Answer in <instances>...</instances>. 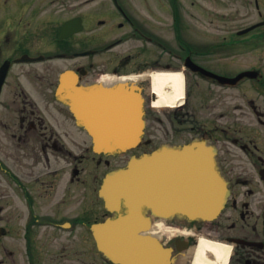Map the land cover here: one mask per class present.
<instances>
[{
	"label": "flooded vegetation",
	"instance_id": "1",
	"mask_svg": "<svg viewBox=\"0 0 264 264\" xmlns=\"http://www.w3.org/2000/svg\"><path fill=\"white\" fill-rule=\"evenodd\" d=\"M67 22L79 29L59 40ZM41 28L57 31L59 44L70 45L51 53L28 48L7 52L8 40L21 47L46 31ZM109 29L130 32L110 38L105 33ZM0 35L6 41L0 44V73L7 69L0 107L9 111L3 97L11 78H17L15 85L24 79L37 93L51 94L57 114L68 117L83 134L80 142H92V136L79 125L69 104L54 95L64 68L48 65L41 70L30 64L63 56L76 72V86L82 88L97 82L113 84L144 69L181 72L183 101L157 109L166 116V123L157 120L164 123V133L144 140L136 153L204 138L215 148L229 195L213 221L165 222L162 240L172 249V264H193L202 237L228 243L229 264H264V0H0ZM131 40L153 47L150 68L143 66L139 46L114 51ZM143 83L148 90L150 80ZM21 85L15 88L21 98L18 116L6 118L1 113L6 119L0 120L8 134L6 145L0 140V150H7L5 155L0 152V165L5 164L0 166V264H61L55 243L62 231L76 233L78 212L77 202L68 205L65 198L52 202L60 181L56 162L64 153L72 164L76 153L67 149L59 128H49L38 102ZM93 159L99 166L110 165L105 154ZM77 168L75 164L73 169ZM69 197L76 198L75 191ZM103 203L105 210L94 220L110 214ZM66 221L68 225H63ZM50 247L55 250L44 262L42 256ZM102 257L103 264H111ZM207 258L214 260V253L208 252Z\"/></svg>",
	"mask_w": 264,
	"mask_h": 264
},
{
	"label": "water",
	"instance_id": "2",
	"mask_svg": "<svg viewBox=\"0 0 264 264\" xmlns=\"http://www.w3.org/2000/svg\"><path fill=\"white\" fill-rule=\"evenodd\" d=\"M77 29L78 28L73 30V28H68L66 25L62 29L59 37L62 38V34L68 35L69 33L77 31ZM2 77H4V75H2ZM2 80L0 79V87ZM75 82L76 74L73 71L69 70L62 73L60 76V85L57 89V94L62 98H67V102L69 104H71V101L69 100L74 102V99H77L79 101V105H81L76 106L75 103L73 105H75V108L77 107L82 117H84L83 112H85L86 108L85 100L90 102L91 98L96 94H102L105 95V97L111 96V98L117 96L121 101L123 98L128 99L131 94H133L135 100L134 108L130 106L129 109L126 110L129 116L134 115L135 127L132 134L131 132H125L124 128L120 127L121 131L119 138L117 140H107V137L105 136L101 137L99 135V137H97L96 133L91 130V125L87 124V122L84 121V124L93 135V148L96 152L122 153L137 147L142 140L146 125L145 98L141 93V87L135 83H121L113 89V91L108 92V90L112 89H102L97 85L92 86L88 90L76 89ZM152 96L154 98L155 93H152ZM82 98L85 99L82 100ZM94 111H97V109L90 110V116L93 115ZM172 157L181 163L172 165L170 163L173 159ZM158 160L161 161L160 163L164 162V164L159 167L161 168V171L154 173L152 166L157 163ZM139 166L149 167L151 174L149 177L145 178H149L151 182L159 181V183L168 184L179 183L186 189V191H193L200 195L198 198H188L179 201L169 200V202H152L151 199L144 197L142 198L144 203L140 205V208L138 209L135 207L136 209H134L136 210V215L141 222V225L135 230L136 237L140 241V245L141 243L143 245L141 247L143 249L146 248L148 250H152L153 254L156 255L157 258L159 257V260L161 259L162 264H170L171 249L163 247L162 243L155 236L148 234V230L151 228V216L162 218L178 217L187 221L213 220L217 218L225 207V199L227 198L228 193L227 183L217 167L214 148L208 145L205 140H197L183 147L164 146L151 154H143L141 156L134 155L125 166L109 172L103 180L101 195L105 198L108 208L117 214V216L114 219L108 218L104 222L94 224L92 226V230L97 239L99 248L108 254L115 262L120 264L125 263H123L116 255L108 252L106 246L107 232L112 225L116 224V222L125 215V213L130 211V206L132 205H129L127 202L136 201L135 197H130L127 194L125 195L122 193L119 195L117 204L114 205L110 203V194L113 185L116 182L134 175L139 169ZM205 190L213 192V197L204 198L201 196V193ZM197 200L212 203L205 206L196 205L194 201ZM157 201H164V199H157ZM170 202L176 203L170 205ZM161 205H165L167 207L163 209ZM123 208H125V210H123ZM149 213L151 216H148Z\"/></svg>",
	"mask_w": 264,
	"mask_h": 264
},
{
	"label": "rangeland",
	"instance_id": "3",
	"mask_svg": "<svg viewBox=\"0 0 264 264\" xmlns=\"http://www.w3.org/2000/svg\"><path fill=\"white\" fill-rule=\"evenodd\" d=\"M62 15H67L65 10L62 11ZM41 29L46 31L41 32L43 34L38 33L37 38L35 37L33 40L31 39L28 43L25 42L23 45H21V47L15 46L14 42L12 41L10 42L11 39L8 40L7 52L9 51L12 53H19L24 51V49L28 48L31 51L42 49L45 52L50 51L51 53L53 52V50H63L65 44L70 45V41H64V43L62 42L63 44H59L55 35L57 31L49 30L47 28ZM127 31L130 32L129 29H124L122 31H111L109 29L108 31H105V33H108V36L110 38H114L119 36L120 33ZM156 32L164 35V37L166 38L170 37L169 32L167 31L159 30ZM0 42V44L6 43V41L2 38ZM141 44L142 43L140 42L131 40L122 47H116L114 51L127 48L133 49L136 46H139L142 49V64L143 66H147L148 68H150L148 65L151 64L150 62L151 59H153L154 57L153 55L155 50L151 46L144 47ZM157 55H159L158 51L155 56ZM30 65L37 66L41 70H43L48 65L57 66L60 69L71 68L69 66L71 65L70 61L61 59H55L50 62L47 61L44 63L39 62L34 65ZM145 70L147 69H144V71ZM14 75L16 76V74ZM16 81L17 78L12 77L11 82L9 83V87L7 86L8 88L3 99L8 103L10 108L9 111H5L3 110V108L0 107V120H4L6 118H9L10 116H18V111L16 110V108L17 105L21 103V98L17 96V90H15V88H17L18 85L22 84L21 87H24L29 98L34 99L38 102L40 108L39 112L45 122L49 125V128H59L60 133L65 136V144L67 146V149L72 150L74 153H76V156L71 159V161L73 162L72 164L69 162V156L66 157L64 153L60 155L61 158L56 162V167L60 168V181L56 186V196L55 198L52 197L55 200H53L52 202H56L57 200L64 198L66 199L64 202H67L68 205L69 202H77L76 205L78 212V223L76 233L74 232L71 236H69L68 231H62V237L60 241L58 243H55V246H58L56 247V253L61 254V257L58 262H61V264H103V258L97 248L95 239L92 237L90 228L91 224L95 222V216L100 215L105 210L103 199L99 195L101 176L104 172H107L108 170L120 164H123V161L130 158V156L137 152L138 149L134 151H129L119 156L110 157L109 166H107L106 163H103L101 166H99L96 160L93 159L94 152L91 150V142L88 143L79 141V139L81 138L80 136H83V134L78 130V128L72 126L68 117H62V115L57 114V111L54 107L55 101L52 98L51 94L37 93V89L32 90V87L29 86V84H27L24 79L23 81L18 82L17 85H15ZM143 86L144 83L141 87ZM43 88L45 89L46 86H44ZM144 95H146L145 97L147 99V116L146 126L144 130V139L147 140L151 138L152 140H154V134L164 133L162 131V128L164 129V123H166V116L161 111L152 107L149 103L148 95L145 93ZM1 113H5L6 118L5 114L2 115ZM160 118H163L164 120L162 126L157 123V120H160ZM153 126L156 127L154 128ZM156 128L160 130H157ZM0 137L1 144L6 145V141L8 140V134L7 130L3 127H0ZM75 138H77L78 140L74 141ZM0 152L2 153V155H5L7 150L2 149L0 150ZM1 161L2 159H0V162ZM75 164L80 170L79 175L77 176V180L75 182H72L70 179L72 178V171ZM1 165L5 166V164L2 163ZM71 190L75 191L76 198H71L70 200L69 193L71 192ZM91 209H93L92 212ZM63 224L66 225L67 221L63 222ZM50 248L51 250L49 251V253L46 252L43 254L42 261H50V255L53 250H55L53 247Z\"/></svg>",
	"mask_w": 264,
	"mask_h": 264
},
{
	"label": "bare ground",
	"instance_id": "4",
	"mask_svg": "<svg viewBox=\"0 0 264 264\" xmlns=\"http://www.w3.org/2000/svg\"><path fill=\"white\" fill-rule=\"evenodd\" d=\"M142 76L143 75H141V77ZM144 76L150 77L152 80L151 88L153 91L151 92L155 93V99H153L150 104L152 107L172 108L183 101L185 85L184 76L181 72L154 71L150 74L146 73ZM138 77V75H131L129 78L135 80ZM84 99L85 98H82V100ZM85 102L86 108H83H85L86 111L82 119L87 122V124L91 125V130L96 133L97 137L100 135L101 137H107V140H117L121 131L120 127L124 128V131L127 133H133L135 127L134 115L129 116L126 111L130 106L134 108L135 100L133 94H131L128 99L123 98L122 101L117 96L111 98V96L105 97V95L96 94L91 98L90 102L87 100H85ZM77 106L80 105L77 104ZM91 109H97L92 116H90ZM160 162L161 161L158 160L157 163L152 166L154 173L161 171L159 167L162 166L164 162ZM170 163L172 165H177L181 162L173 158ZM150 174L151 170L149 167L139 166V169L134 175L119 180L113 185L111 190L110 203L114 205L117 204L119 195L122 193L130 197H135L136 201L127 202L129 205H132L130 206V211L127 215L121 217L116 224L112 225L106 236L108 252L119 257L125 264H162L161 259L159 260V257L157 258L152 250L143 249L141 247L143 246L142 243L140 245V241L135 236V230L141 225V222L134 209H136L135 207L139 209L140 205L144 203L142 198L151 199L152 202H169V200L179 201L188 198H198V196H200L193 191H186L179 183L168 184L159 183V181L151 182L149 178H145L149 177ZM213 195V192L210 190H205L201 193V196L204 198L213 197ZM157 199H164V201H157ZM170 203V205H173L176 202ZM194 203H196V205L205 206L212 202H201L197 200L194 201ZM161 207L164 209L167 206L161 205ZM163 222V220H160L159 223L153 227L154 233H156L160 239H162V235L167 230ZM208 252L214 253V260L207 258ZM230 254V245L202 237L197 246L193 264H228Z\"/></svg>",
	"mask_w": 264,
	"mask_h": 264
}]
</instances>
